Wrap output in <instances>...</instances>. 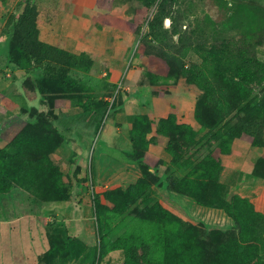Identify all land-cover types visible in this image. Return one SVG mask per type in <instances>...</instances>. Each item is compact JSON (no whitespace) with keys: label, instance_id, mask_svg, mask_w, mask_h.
<instances>
[{"label":"rangeland","instance_id":"1","mask_svg":"<svg viewBox=\"0 0 264 264\" xmlns=\"http://www.w3.org/2000/svg\"><path fill=\"white\" fill-rule=\"evenodd\" d=\"M104 2L103 9L108 13L111 6H121L118 14L124 17H119L138 30L137 39L126 54L127 65L133 61L132 64L140 68L138 83L149 84L155 94L171 93L184 102L188 112L182 114L178 102L172 105V110L177 112L179 121L194 129L166 138L162 147L170 160L140 159V174L129 173L128 169L122 175L115 164L110 165L111 158L119 157V144L128 147L132 134L127 130V122L117 119V112L126 110V102L145 110L142 105L150 104V87L140 89L126 76L112 83L110 76L101 75L100 70L94 68V63L90 71L49 65L45 70L49 76L70 74L79 81L70 89L71 98L58 86L46 82L49 93L38 92L36 98L30 99L32 90L26 91L22 87L23 79L19 82V75L12 70L10 77L17 76V81L8 94L0 98L4 109L0 114V149L8 147L11 138L25 128L55 136L61 144L53 156L62 170L70 197L61 201L43 200L21 187L0 193V264H124L126 253L122 248L105 256L99 254L92 186H96V195H102L108 189L128 187L139 177L150 183L148 194L132 199L126 211L112 218L114 238L129 236L137 226L147 238H152L149 207L160 201L180 218L199 227L205 258L210 261L218 257L227 235L240 231L239 222L226 210V201L240 195L257 202L264 191V0H168L165 14L170 18H163L161 14L155 29H151L150 22L155 19L160 0L152 7L141 0ZM1 3L0 0V54L10 58L11 64L7 67L15 68L12 61L16 59L10 47L15 33L10 32L7 20L15 9H21L24 0L18 3L15 0L14 11L7 12ZM102 3L103 0H99L98 7H103ZM163 28L169 32H163ZM174 30L180 32L181 40ZM229 40L245 43V48L254 52L263 68L259 78L247 85L246 96L211 80L215 86L207 92L201 105L202 122L196 112L197 102L204 98L206 91L201 82L204 84V77L212 76L197 46ZM5 63H0L3 80L11 72L5 69ZM91 99L106 103L103 106L89 104ZM244 104H248L247 110H242ZM147 115L157 122L160 119L156 112ZM130 120L125 118V121ZM74 129L86 131L87 135V152L82 163L78 150L69 149ZM225 132L228 133L224 136L234 135L231 146L238 151V163L245 162L248 148L255 150L257 158L252 162V170H224L222 155L225 153L218 155V146ZM73 138L71 140L80 144L79 137ZM169 144L182 156V162L190 159L191 164L173 161V155L167 151ZM140 152H144L143 147ZM211 155L217 156L220 166L212 162ZM135 157L132 153L131 158ZM99 160L103 167L98 168ZM206 163L213 169L206 168ZM183 179L185 184L181 183ZM258 224L263 239L254 263L264 264V225ZM145 245L139 249L142 261L156 263L160 251H155L152 241L148 240Z\"/></svg>","mask_w":264,"mask_h":264},{"label":"trees","instance_id":"2","mask_svg":"<svg viewBox=\"0 0 264 264\" xmlns=\"http://www.w3.org/2000/svg\"><path fill=\"white\" fill-rule=\"evenodd\" d=\"M141 1L148 7L158 2V0ZM167 1L160 0L155 19L150 22L151 29H155L156 20L160 19L161 14H164L163 18L169 17L165 14ZM39 13L36 0H24L19 14L12 12L7 20L10 32L15 33L10 46L13 58L16 59L17 64L27 69L22 87L28 92L31 89L29 98L34 99L38 92L49 93L44 84L48 82L58 86L63 93L67 94V98H71L70 89L77 86L79 81L70 74H64L62 77L52 74L49 76L45 70L49 65H65L90 71L94 61L86 52L77 54L62 45L43 41L40 38ZM95 20H102L103 23L116 24L138 32L135 26H130V23L119 16L103 15L97 16ZM163 32L168 33L169 30L163 28ZM173 33L179 34L181 40L180 32L174 30ZM248 37H251V34H248ZM245 46V43L242 45L239 41L231 40L221 43H203L197 46L212 76L204 77V84L201 82V87H204L206 91H204V98L197 102L196 112L200 121H202L201 105L205 101L207 92L209 93L215 86L212 81L224 88H232L240 96H246L249 93L247 85L259 78L263 63L254 52L249 51ZM158 95L164 94L158 93ZM105 103L102 100H89V104L103 106ZM256 106L252 105V107ZM245 109H248V104L243 105L242 110ZM192 129H194L192 125L179 122L177 112L173 110L167 117H161L158 122L147 114H138L130 131L134 154L138 159L151 160L150 157L161 159L148 151L150 142L156 141V134L170 137L176 132L182 130L189 132ZM226 133L228 132L222 136ZM149 134H153L152 140L148 139ZM11 139L8 147L0 149V193H8L15 187H21L43 200H67L70 193L64 183L62 170L51 156L60 146L61 141L55 136L34 133L28 128L19 131ZM233 141L234 135L224 136V140L218 146L220 149L218 155L230 153ZM141 147L144 148V152H140ZM167 151L173 155V161L177 164H191L190 159L181 161L182 156L172 144L167 146ZM210 157L213 163L220 166L219 161L216 162L217 156L211 155ZM204 166L210 170L213 169L211 164L206 163ZM181 183L185 184V179ZM149 185L146 178L139 177L128 187L119 186L104 191L102 195L95 194L100 256L122 248L126 253L124 264H145L140 257L139 249L140 247L145 248V243L149 240L155 243V251H160V256L156 257L154 264H255L263 239L258 223L264 225V191L257 202H252L240 195L233 196L231 200L226 201V210L239 222L240 231L237 234H228L227 241L220 246L218 257L207 261L200 242L199 227L186 222L160 201H156L149 207L150 221L145 219V222L148 221L153 228L152 238H147L140 231L139 226L133 229L134 232L129 236L114 238L111 230L112 218L126 211L132 199L147 195Z\"/></svg>","mask_w":264,"mask_h":264},{"label":"crops","instance_id":"3","mask_svg":"<svg viewBox=\"0 0 264 264\" xmlns=\"http://www.w3.org/2000/svg\"><path fill=\"white\" fill-rule=\"evenodd\" d=\"M14 1L15 0H1V4L5 11H14ZM19 0H17L18 3ZM39 8V28H40V38L50 44L62 45L66 47L71 52L80 54L86 52L90 55L94 61V68L100 70L101 75L110 76V81L116 83L120 78L126 76L131 79V82H135V85L142 89L150 87L151 97L150 104L142 105L145 110L141 111L139 106H135L126 102L124 107L126 110L117 112V119H120L122 123L127 122L128 132L131 131L135 117L138 114H152L156 112L161 117H167L171 110L172 105L178 102L180 112L183 114L188 112L185 108L184 102L180 99L172 96L171 93L166 95L155 94L152 87L149 84H139L138 79L140 77V68L132 63L127 65V52L132 48L135 40L137 39L138 32L125 28L116 24L103 23L102 20L96 21L95 18L103 15H116L122 16L123 14H118V11L122 8L121 6L110 7L111 11L109 13L103 8L106 3L103 0V7H98L99 0H36ZM110 4V3H108ZM115 3H111L113 5ZM1 11V9H0ZM105 11V12H104ZM20 9H15L14 13L19 14ZM170 18V17H169ZM9 56H11L9 54ZM10 58L8 55L0 54V63L7 62L4 64L6 70H11L8 73V77L3 80L0 77V98L8 94L9 89L12 88L14 81H17L16 77L14 79L10 77L12 75V70L19 75V82L22 80L27 69L12 61L15 64V68L12 66L7 67L10 63ZM0 75H3L1 72ZM175 88V87H173ZM172 88V89H173ZM174 90V89H173ZM173 101V103H170ZM176 105V104H175ZM1 110H4L0 104V114ZM1 117V116H0ZM130 118V122L125 121V118ZM181 122V121H179ZM75 130V129H74ZM79 134H77V133ZM153 134L148 135V139L152 140ZM73 137H79L80 144ZM73 137L69 140V149L76 148L78 150L77 155L79 156V161L82 163L84 156L86 155L87 149L86 144V131L76 129L73 133ZM167 136L163 134H156V141H151L148 151L154 154L156 157L164 158L170 160L169 154L162 147L165 143ZM132 139V138H131ZM133 140V139H132ZM132 140H128V147L124 148L120 144L119 157L113 155L111 158L110 165L117 167V170H121L122 175L126 174L129 169V173L140 174L142 172L140 159H132L131 154L134 153V145ZM67 143V142H66ZM243 144V143H242ZM245 146V144H244ZM59 148V147H58ZM238 151L233 147L232 152L225 153L222 155V164L224 170L232 172L235 169H240L242 171L252 170L254 165L253 160L257 158V153L254 149L248 148V154L245 155V162L243 164L236 161ZM55 151L52 153V158L54 159ZM114 156L116 158H114ZM131 158L132 160L130 161ZM55 160V159H54ZM77 165V164H76ZM103 167V164L99 160V167ZM80 168V167H79ZM121 175V174H118ZM124 177V176H123ZM122 177V178H123ZM16 188V187H15ZM24 190V189H23ZM25 191V190H24ZM9 193V192H8ZM247 195V194H246Z\"/></svg>","mask_w":264,"mask_h":264},{"label":"built area","instance_id":"4","mask_svg":"<svg viewBox=\"0 0 264 264\" xmlns=\"http://www.w3.org/2000/svg\"><path fill=\"white\" fill-rule=\"evenodd\" d=\"M92 188H93V194H94V196H95V193L97 192V191H96V186H94V187L92 186Z\"/></svg>","mask_w":264,"mask_h":264}]
</instances>
